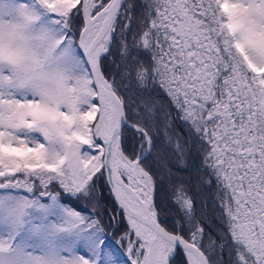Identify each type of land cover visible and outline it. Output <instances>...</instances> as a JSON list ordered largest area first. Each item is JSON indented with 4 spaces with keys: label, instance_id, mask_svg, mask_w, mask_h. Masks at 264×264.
Returning <instances> with one entry per match:
<instances>
[{
    "label": "snow or ice",
    "instance_id": "snow-or-ice-1",
    "mask_svg": "<svg viewBox=\"0 0 264 264\" xmlns=\"http://www.w3.org/2000/svg\"><path fill=\"white\" fill-rule=\"evenodd\" d=\"M0 264H264V0H0Z\"/></svg>",
    "mask_w": 264,
    "mask_h": 264
}]
</instances>
